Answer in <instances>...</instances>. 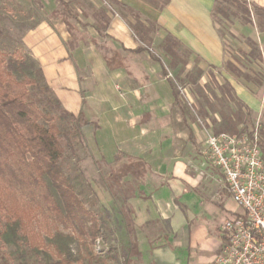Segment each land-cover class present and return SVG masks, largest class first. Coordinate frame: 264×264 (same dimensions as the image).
I'll return each mask as SVG.
<instances>
[{
  "label": "crops",
  "instance_id": "1",
  "mask_svg": "<svg viewBox=\"0 0 264 264\" xmlns=\"http://www.w3.org/2000/svg\"><path fill=\"white\" fill-rule=\"evenodd\" d=\"M108 1L105 22L83 9L81 15L74 13L76 19L67 18L71 29L62 12L51 8L24 32L22 42L61 106L87 121L81 132L94 159L107 165L123 159L142 162V171L133 169V176H123L136 182L127 200L136 264H209L214 254L201 260L194 256L196 237L191 240L189 229L197 213L194 193L226 190L221 173L204 165L202 148L209 127L202 133L188 117L182 119L178 107L174 111L175 91L153 48L173 36L199 64L224 63L212 16L216 0H165L160 5L151 0ZM248 1L258 9L251 22L233 25V35L245 39V54L234 63L255 61L264 68V0ZM250 41L258 47L259 58L249 56ZM257 79L250 76L239 87L228 81L264 125V70Z\"/></svg>",
  "mask_w": 264,
  "mask_h": 264
},
{
  "label": "rangeland",
  "instance_id": "2",
  "mask_svg": "<svg viewBox=\"0 0 264 264\" xmlns=\"http://www.w3.org/2000/svg\"><path fill=\"white\" fill-rule=\"evenodd\" d=\"M64 1L76 15H81L80 11L83 9L102 15L109 6L108 0ZM151 1L160 5L165 0ZM248 2V0L215 1L212 16L225 54V61L220 66L199 64L198 60L191 55L189 48L181 46L179 41L173 39V36H166L153 48V52L163 60L178 99L191 110L192 117H188L189 123L204 133L205 127L214 130L212 122L220 123V113H223L237 123L235 131L237 133L252 130L258 121L260 141L264 147V125L260 117L255 116L253 111H250V115L247 114L246 109L235 101V97L238 96L228 81L230 79L239 87L248 80L245 74L254 76L258 80L260 70H264L263 66L255 61L254 63L251 61L234 63L236 58L245 54V49L242 47L245 39L233 35V25L237 22H251L253 14L255 15L253 6ZM51 8H54L57 13L63 12V6L57 0H0V60L10 56L14 58L30 56L22 42V35ZM144 39L149 44L147 37ZM248 44L249 56L254 58L256 53L254 46L251 43ZM229 85L233 88V98L227 91ZM31 98L35 99L33 95ZM36 102L41 107L39 102ZM241 103L247 106L242 100ZM177 107L178 105L175 104V112H178ZM237 112H240V120L235 119ZM52 115L55 116L56 121H60L57 111H53ZM73 148V151L65 152L62 160L63 171L67 176L77 175L80 182V196L86 208L95 216L98 226V233L94 240L74 237L70 241V248L78 257V261L74 264H102L95 260L97 254L104 255L107 264H136L139 257L133 256V253L128 250L129 243L133 240L126 229L121 213L123 197L127 194L126 188L133 189L136 182L131 176H122L119 181H116L108 175L110 172L115 175L119 167L131 161L123 159L108 165L102 164L94 159L86 142L77 138L73 139ZM207 164L204 163V165ZM207 191L205 193L195 191L197 202L193 207L197 213L194 221L189 223L191 240L196 237L194 256L200 260V257L210 258L222 249L227 242L228 234L220 229V223L234 213L240 212V207L230 200L226 191L218 189L217 195L214 191L211 193ZM201 194L207 197L208 202L203 197L201 199ZM200 199L203 201L201 202ZM129 214L131 216V212ZM43 222L41 217L36 224L43 226ZM48 223L47 226L52 231L59 230L63 234L74 231L72 227L64 228L49 221ZM42 229L44 231L45 228ZM13 249V246L0 242V256L4 255L10 264L17 263L12 253Z\"/></svg>",
  "mask_w": 264,
  "mask_h": 264
},
{
  "label": "trees",
  "instance_id": "3",
  "mask_svg": "<svg viewBox=\"0 0 264 264\" xmlns=\"http://www.w3.org/2000/svg\"><path fill=\"white\" fill-rule=\"evenodd\" d=\"M58 1L63 6L64 20L71 29L67 18L76 19V15L67 2ZM121 5L139 20L131 8ZM253 9L258 7L253 6ZM98 16L105 22L103 14ZM250 43L256 51L254 58H259L258 47ZM162 70L166 74V70ZM245 75L247 79L250 78L248 74ZM227 91L233 98L232 86L229 85ZM235 99L250 115L251 110L238 97ZM175 103L184 121L185 117H192L191 110L180 102L176 92ZM53 111H57L60 121L55 120ZM235 114V119L240 120V112ZM220 115V123L212 122L213 131L236 133L237 123L223 113ZM85 123L86 120L61 106L34 58L10 56L0 60V242L13 246L16 264H74L78 257L72 252L70 241L74 237L94 240L98 233L96 218L80 196L77 175H65L62 166L65 152L74 150L73 139L85 143L81 132V125ZM252 130L246 133L251 134ZM188 136H191L189 127ZM259 145L264 154L261 141ZM115 159L118 160V156ZM133 169L142 171V162L124 164L116 170L115 175L113 172L108 175L119 181L128 172L133 176ZM126 189L121 213L126 229L132 235L133 221L127 200L133 189ZM41 217L43 226L36 224ZM48 221L56 226L72 227L74 231L66 234L59 230L52 231L47 226ZM42 228H45L44 231ZM128 247L130 253L137 254L133 241ZM95 256L96 261L107 264L104 255ZM0 263L10 264L4 255L0 256Z\"/></svg>",
  "mask_w": 264,
  "mask_h": 264
},
{
  "label": "built area",
  "instance_id": "4",
  "mask_svg": "<svg viewBox=\"0 0 264 264\" xmlns=\"http://www.w3.org/2000/svg\"><path fill=\"white\" fill-rule=\"evenodd\" d=\"M259 122L251 134L206 129L204 163L222 175V187L240 207L220 223L227 242L209 264H264V154Z\"/></svg>",
  "mask_w": 264,
  "mask_h": 264
}]
</instances>
